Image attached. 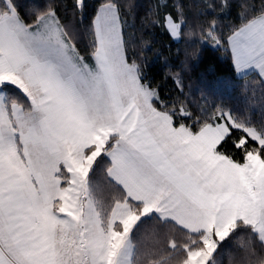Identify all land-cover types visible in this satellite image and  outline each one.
Returning a JSON list of instances; mask_svg holds the SVG:
<instances>
[{
    "label": "snow or ice",
    "instance_id": "1",
    "mask_svg": "<svg viewBox=\"0 0 264 264\" xmlns=\"http://www.w3.org/2000/svg\"><path fill=\"white\" fill-rule=\"evenodd\" d=\"M226 6L205 0L193 26L173 2L152 23L264 89V0H242L227 34ZM132 7L101 0L81 49L56 7L0 0V264H264V107L194 110L180 71L166 103L130 54ZM72 11L84 22L87 0Z\"/></svg>",
    "mask_w": 264,
    "mask_h": 264
},
{
    "label": "trees",
    "instance_id": "2",
    "mask_svg": "<svg viewBox=\"0 0 264 264\" xmlns=\"http://www.w3.org/2000/svg\"><path fill=\"white\" fill-rule=\"evenodd\" d=\"M41 3L51 4L67 20L78 24V42L81 49H86L90 43L87 32V22L101 0H87L88 16L84 22L79 18L73 20V0H40ZM122 3L125 0H121ZM133 7L125 9V33L129 40L130 54L138 56L146 62L145 71L149 81L158 87L161 98L167 103L177 96V89L168 76L169 72L180 71L183 79V93L194 110L205 105H226L237 109L251 108L254 119H259L264 107V89L256 78H248L249 87H243V81L237 78L229 55L224 49L205 44L200 40L199 34L182 41L172 40L159 26L153 24L155 14L165 11V5L171 10V4L178 2L184 4L188 20L195 26L205 20V0H129ZM213 4L219 0H210ZM222 12H217V23L222 32L227 34L230 28L239 22L242 0H227ZM193 52L198 56L194 57ZM187 61V68H181V62ZM233 251H239L234 245H229ZM224 264H228L225 255Z\"/></svg>",
    "mask_w": 264,
    "mask_h": 264
}]
</instances>
